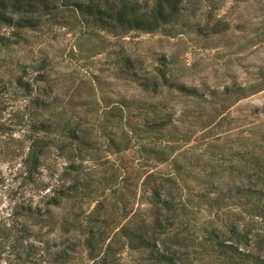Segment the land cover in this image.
I'll return each instance as SVG.
<instances>
[{
    "label": "trees",
    "instance_id": "trees-1",
    "mask_svg": "<svg viewBox=\"0 0 264 264\" xmlns=\"http://www.w3.org/2000/svg\"><path fill=\"white\" fill-rule=\"evenodd\" d=\"M62 13L121 36L177 24L183 8L182 0H0V30L10 28L13 36L43 19L60 24ZM8 41L0 35V46ZM21 73L14 82L29 98L30 114L18 122L27 132L22 164L31 176L57 152L65 165L39 202L24 199L0 216V264H264V138L252 149L241 143L227 157L177 152L188 138L170 114L104 118L95 126L91 118L56 110L39 84L45 74L24 80ZM161 77L172 91L198 93ZM140 81L157 91L156 80ZM138 109L156 113L154 105ZM102 145L112 156L137 159L129 167L109 160L110 179L105 171H86L84 162L97 158ZM97 177L106 182L101 195L92 184Z\"/></svg>",
    "mask_w": 264,
    "mask_h": 264
},
{
    "label": "rangeland",
    "instance_id": "rangeland-1",
    "mask_svg": "<svg viewBox=\"0 0 264 264\" xmlns=\"http://www.w3.org/2000/svg\"><path fill=\"white\" fill-rule=\"evenodd\" d=\"M182 8L177 24L152 33L115 36L82 26L68 13L60 15L63 25L43 19L39 27L13 36L10 28L0 30L9 37L0 46V122L6 125L0 132V216H8L24 199L39 202L65 165L57 152L31 176L22 164L27 132L18 122L30 115L29 98L14 81L23 70L24 80L45 74L39 84L55 98L58 112L91 118L95 126L104 118L170 114L188 138L176 145L177 152L188 148L227 157L241 143L252 149L263 141L264 0H182ZM162 72L170 81L196 88L197 95L162 86ZM140 79L156 80L157 91L144 90ZM142 104L154 105L156 113L138 109ZM95 158L84 162L86 171H105L110 179L111 160L129 167L137 154L112 156L102 145ZM92 181L101 195L106 182L101 177ZM43 182L50 183L45 190Z\"/></svg>",
    "mask_w": 264,
    "mask_h": 264
}]
</instances>
